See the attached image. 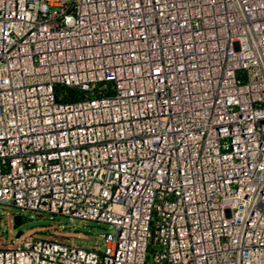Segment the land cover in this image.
Returning a JSON list of instances; mask_svg holds the SVG:
<instances>
[{"label": "built area", "instance_id": "built-area-1", "mask_svg": "<svg viewBox=\"0 0 264 264\" xmlns=\"http://www.w3.org/2000/svg\"><path fill=\"white\" fill-rule=\"evenodd\" d=\"M1 205L112 228L0 264H264V0H0Z\"/></svg>", "mask_w": 264, "mask_h": 264}, {"label": "rangeland", "instance_id": "rangeland-1", "mask_svg": "<svg viewBox=\"0 0 264 264\" xmlns=\"http://www.w3.org/2000/svg\"><path fill=\"white\" fill-rule=\"evenodd\" d=\"M15 216L25 217L18 219L17 227L14 223ZM66 219V216L60 214L1 205L0 248L18 247L26 240L36 237L65 244L80 243L93 248L97 241L101 244L102 233H107L112 228L111 224L80 217L70 218L69 223L65 221ZM100 249L104 250V247Z\"/></svg>", "mask_w": 264, "mask_h": 264}, {"label": "trees", "instance_id": "trees-1", "mask_svg": "<svg viewBox=\"0 0 264 264\" xmlns=\"http://www.w3.org/2000/svg\"><path fill=\"white\" fill-rule=\"evenodd\" d=\"M56 91L60 101H72L85 95L80 90L65 85H58Z\"/></svg>", "mask_w": 264, "mask_h": 264}, {"label": "water", "instance_id": "water-1", "mask_svg": "<svg viewBox=\"0 0 264 264\" xmlns=\"http://www.w3.org/2000/svg\"><path fill=\"white\" fill-rule=\"evenodd\" d=\"M21 218H25V217H23V216H15V218H14L15 227L18 226V219H21ZM65 221L69 223L70 222V218H67Z\"/></svg>", "mask_w": 264, "mask_h": 264}]
</instances>
